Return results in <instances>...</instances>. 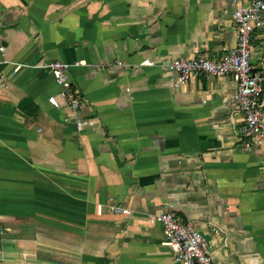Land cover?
I'll use <instances>...</instances> for the list:
<instances>
[{"label": "crops", "instance_id": "crops-1", "mask_svg": "<svg viewBox=\"0 0 264 264\" xmlns=\"http://www.w3.org/2000/svg\"><path fill=\"white\" fill-rule=\"evenodd\" d=\"M234 4L0 0V264H179L151 219L164 206L215 264H264V140L244 147L231 76L173 86L169 66L234 47ZM56 59L85 62L68 71L77 110L45 68ZM250 63L264 75V18Z\"/></svg>", "mask_w": 264, "mask_h": 264}, {"label": "built area", "instance_id": "built-area-1", "mask_svg": "<svg viewBox=\"0 0 264 264\" xmlns=\"http://www.w3.org/2000/svg\"><path fill=\"white\" fill-rule=\"evenodd\" d=\"M234 1L232 20L236 30V45L217 58L207 57L199 51L190 57L173 59L169 66L175 73L171 79L173 86L184 85L194 77L201 75H229L235 83V91L229 98L233 112L243 115L240 127L241 140L244 147L251 150L264 140V75L250 63L251 36L254 27L264 18V0H251L247 5H240ZM4 50L0 44V52ZM84 61L68 63L60 60L49 61L47 68L53 75L55 82L61 87L60 93L66 102L76 110L80 107V98L77 91L72 89L68 78V71L72 65H83ZM120 65L121 61H115ZM152 61L144 59L139 65H150ZM19 65L15 67V70ZM1 85V82H0ZM48 102L57 106L56 97L50 96ZM78 130L91 126L93 119L81 117L79 113L75 118ZM108 211L130 215L131 210L112 199L105 203ZM101 208V205H99ZM151 219L158 221L162 227L164 243L168 245L179 264H215L211 255L209 244L203 234L191 223L184 219L172 208L164 206Z\"/></svg>", "mask_w": 264, "mask_h": 264}]
</instances>
